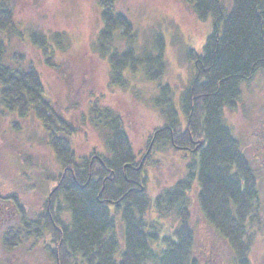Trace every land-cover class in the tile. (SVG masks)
<instances>
[{"label": "trees", "instance_id": "1", "mask_svg": "<svg viewBox=\"0 0 264 264\" xmlns=\"http://www.w3.org/2000/svg\"><path fill=\"white\" fill-rule=\"evenodd\" d=\"M117 1L98 0L102 26L93 48L108 60L117 87L124 85L126 72L140 71L149 81L159 80L166 69L163 36L156 35L152 49L139 48L133 23L116 9ZM185 2L199 20L211 16L214 21L202 50L189 48L187 53L193 76L181 97L186 124L180 127L172 88L161 84L153 105L167 122L153 131L152 143L138 159L120 114L96 103L90 107L89 121L103 133L107 153L95 148L86 157L76 155L72 138L85 121L78 123L58 112L33 62L24 65V55L9 54L4 37L22 34L15 21L18 0H0V31L5 33L0 36V115L39 119L58 163L57 171H40L44 182L54 186H48L35 219H28L17 195L8 197L18 208L22 229L6 230L5 247L17 245L23 231L33 229L35 237H49L47 249L55 264H196L185 197L197 181L198 200L207 220L229 244L235 263L251 264L264 217L259 214L256 174L225 125L223 110L235 105L241 83L264 68V0H233L230 10L221 0ZM30 39L45 63L53 65L50 41H60L59 33L33 32ZM121 40L126 44L122 50ZM164 141L176 149L192 142L196 159L186 177L150 198L145 194V164L152 146ZM31 157L23 155L28 165H33ZM61 201L68 207V221L59 211ZM162 208L167 214L174 209L178 213L177 225L169 226L163 235L148 220L154 212L159 213L152 216L159 222ZM117 214L123 243L116 235Z\"/></svg>", "mask_w": 264, "mask_h": 264}, {"label": "rangeland", "instance_id": "2", "mask_svg": "<svg viewBox=\"0 0 264 264\" xmlns=\"http://www.w3.org/2000/svg\"><path fill=\"white\" fill-rule=\"evenodd\" d=\"M221 1L226 10L231 9L233 0ZM116 9L133 23L139 48L152 49L156 35L163 36L166 69L159 80L149 81L137 71L124 74L126 79L122 87L112 83L108 60L93 48L102 26L98 0H18L15 21L22 34L4 37L10 55H24V65L33 62L41 75L45 94L56 105V110L78 123L84 119L83 129L72 138L73 148L80 158L88 156L95 148L107 153L103 133L89 121L90 107L95 103L120 114L138 159L146 152L153 131L167 122L153 105L161 84L167 83L172 88V101L183 128L186 116L181 97L193 76L187 53L189 48L201 51L213 31L212 17L199 20L185 0H118ZM33 32L59 33L60 41H50L53 65L45 63L41 50L31 41ZM4 35L0 31V36ZM119 46L122 50L126 44L121 40ZM223 119L256 174L262 207L259 214L264 217V68L241 83L240 95L233 107L224 108ZM151 150V157L145 164V194L155 198L186 177L196 157L174 148L168 141L158 142ZM23 155H31L33 165H28ZM57 165L39 119L33 115H0V264H55L47 249L49 237H35L34 230L30 229L27 233L23 231L17 245L7 248L4 235L9 227L22 229L18 208L8 197L17 195L28 219H35L45 203L49 187L54 186V183L44 182L40 171H57ZM198 191V182L194 181L185 197L194 233L196 264H236L229 244L203 213ZM59 205L64 221H68L67 205L63 201ZM166 212L162 208L160 213L164 215L158 218L159 222L152 217L159 213L152 212L148 217L155 231L161 229L159 234L162 235L169 231V226L173 228L178 223L176 209L170 214ZM116 235L123 243L119 214ZM250 259L251 264H264V224Z\"/></svg>", "mask_w": 264, "mask_h": 264}, {"label": "flooded vegetation", "instance_id": "3", "mask_svg": "<svg viewBox=\"0 0 264 264\" xmlns=\"http://www.w3.org/2000/svg\"><path fill=\"white\" fill-rule=\"evenodd\" d=\"M150 142L152 143V141H149V144H150ZM179 149L180 150H182V151H187V152H190L191 154H193L194 155V153H196L197 151H196V148H194L193 146H192V142H190V143H188L187 145H183V146H181V147H179ZM144 154H146V152L145 153H142L141 155H140V158H142V157H144L145 155ZM139 158V159H140Z\"/></svg>", "mask_w": 264, "mask_h": 264}]
</instances>
